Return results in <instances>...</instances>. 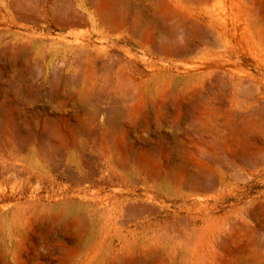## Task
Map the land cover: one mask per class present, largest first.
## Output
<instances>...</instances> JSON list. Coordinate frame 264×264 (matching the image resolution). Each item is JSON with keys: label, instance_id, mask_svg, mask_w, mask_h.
Returning <instances> with one entry per match:
<instances>
[{"label": "rangeland", "instance_id": "1", "mask_svg": "<svg viewBox=\"0 0 264 264\" xmlns=\"http://www.w3.org/2000/svg\"><path fill=\"white\" fill-rule=\"evenodd\" d=\"M65 1L0 0V264H264V0Z\"/></svg>", "mask_w": 264, "mask_h": 264}, {"label": "bare ground", "instance_id": "2", "mask_svg": "<svg viewBox=\"0 0 264 264\" xmlns=\"http://www.w3.org/2000/svg\"><path fill=\"white\" fill-rule=\"evenodd\" d=\"M65 1V0H64ZM92 1H94V0H92ZM115 1V0H114ZM124 1V0H123ZM210 1V0H209ZM66 2V1H65ZM104 2V1H103ZM118 2V1H117ZM60 3H62L61 1H60ZM115 3V2H114ZM62 4H65L64 2L62 3ZM51 4H49V6H50ZM61 5V4H60ZM129 5V4H128ZM131 5V4H130ZM108 6V5H107ZM111 6H114V5H112V3H111ZM60 7V6H59ZM65 7V6H64ZM64 7H63V9H64ZM66 7H67V5H66ZM73 7V6H72ZM98 7H99V5H98ZM115 7V6H114ZM68 8V7H67ZM66 8V9H67ZM117 8V7H116ZM62 9V10H63ZM99 9H101V7H99ZM115 9V8H114ZM119 8H117L116 9V11L118 10ZM69 11L71 10V9H68ZM102 10V9H101ZM100 10V11H101ZM104 10H105V8H104ZM57 11V10H56ZM66 11V10H65ZM72 11V10H71ZM78 11V10H77ZM77 11H74L73 13L71 12V14L72 15H68L66 18H65V20L64 19H62V21H59V20H57L54 16H51L50 14H49V11L48 12H46V18H48L49 19V21L51 22V24H55L56 26H58V27H63V28H69V27H73V26H79V25H82L83 23L85 24V21H86V19H85V15L83 16V15H81L82 13H80V12H77ZM110 11H111V9H110ZM115 11V10H114ZM119 11V10H118ZM144 11H145V9H144ZM59 12V11H58ZM68 13V12H67ZM58 14V13H57ZM60 14H61V10H60ZM69 14V13H68ZM106 14V13H105ZM105 14L103 15L104 17L103 18H105ZM118 14V13H117ZM116 14V16H118ZM59 15V14H58ZM56 16V15H55ZM65 16H66V13H65ZM45 18V19H46ZM108 18V17H107ZM106 18V19H107ZM115 18V17H114ZM103 19V20H105L106 21V23L108 22V20L109 19ZM158 19V18H157ZM149 20V19H148ZM142 21H144V20H142ZM150 21V20H149ZM155 21V20H154ZM196 22V21H195ZM109 23V22H108ZM185 23V22H184ZM135 24V23H134ZM146 24V23H145ZM152 24V23H151ZM150 24V25H151ZM154 24V23H153ZM152 24V25H153ZM156 24H158V22L157 23H155V26H157ZM186 24V23H185ZM196 24V23H195ZM212 24V23H211ZM55 26V27H56ZM141 26V25H140ZM196 26V25H195ZM151 27H153V26H151ZM187 27H188V25H187ZM210 27V26H209ZM156 28V27H155ZM177 28V27H176ZM169 29V28H168ZM188 29V28H187ZM185 30V29H184ZM168 31V30H167ZM169 32V31H168ZM172 35H173V33H172ZM155 36V35H154ZM156 37V36H155ZM154 37V38H155ZM176 39V38H175ZM174 42H175V40H174ZM178 43V42H177ZM175 46H177V45H175ZM96 50V49H95ZM180 50V49H179ZM182 50V49H181ZM82 51H84V50H82ZM171 51V50H170ZM85 53H86V50L84 51ZM83 52V53H84ZM97 52V51H96ZM79 53V52H78ZM87 53H89V50H88V52ZM83 55V54H82ZM183 55V54H182ZM79 56V55H78ZM92 56H93V54H92ZM109 58V57H108ZM88 59V58H87ZM91 60V59H90ZM97 60V59H96ZM104 60V59H103ZM102 60V61H103ZM105 61V60H104ZM108 61V60H107ZM104 63V62H103ZM106 63V65H107V62H105ZM109 65V64H108ZM102 66H104V64L102 65ZM106 67V66H105ZM262 154V153H261ZM71 166V165H70ZM77 173H78V181H79V184H84V183H86L87 181H89V179L87 178V176H85L84 175V173H83V169H82V167L79 165V166H77L76 165V169H74ZM76 177H75V180H76ZM6 199V198H5ZM58 218H59V216H58ZM63 218V217H62ZM80 218H82V217H79V219ZM74 219V218H73ZM72 219V220H73ZM78 219V218H77ZM85 219H86V217H85ZM59 222H60V220H58ZM74 221V220H73ZM75 221H78V220H76V218H75ZM81 223H80V222ZM78 222H79V224L77 225V226H79L80 224H82V221L81 220H79ZM73 223V224H72ZM71 224L74 226L75 224H74V222H72ZM88 223V222H87ZM86 223V224H87ZM63 224H65V223H63ZM70 224V225H71ZM83 226H84V224H82ZM81 225V226H82ZM65 226V225H64ZM80 226V227H81ZM83 226H82V229H83ZM86 226V225H85ZM75 228V227H74ZM77 228V227H76ZM86 229V228H85ZM75 234H76V232H75ZM80 234H82V233H80ZM77 236H78V234H77ZM81 236V235H80ZM79 239V238H78ZM82 241V240H81ZM76 243V242H75ZM76 245V244H75ZM136 248V247H135ZM134 248V249H135ZM133 249V248H132ZM144 252H146V251H144ZM134 253V252H133ZM135 254V253H134ZM133 255V254H132ZM142 255V254H141ZM145 255H147V253L145 254ZM144 255V256H145ZM149 256V255H148ZM148 256H146V257H148ZM143 261V260H142ZM144 262H145V260H144ZM113 263V262H112ZM143 263V262H142ZM111 264V263H110ZM134 264V263H133Z\"/></svg>", "mask_w": 264, "mask_h": 264}]
</instances>
